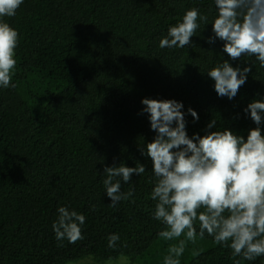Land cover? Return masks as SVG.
<instances>
[{"label": "trees", "instance_id": "trees-1", "mask_svg": "<svg viewBox=\"0 0 264 264\" xmlns=\"http://www.w3.org/2000/svg\"><path fill=\"white\" fill-rule=\"evenodd\" d=\"M207 15L192 44L161 49L159 41L189 9ZM217 11L214 0H24L4 19L19 33L12 83L0 87V264H71L90 259L106 264H163L170 244L158 237L151 159L139 148L151 142L142 98L184 104L186 130L204 135L210 120L247 138L256 127L243 109L264 99V68L255 57L232 61L223 42L208 44ZM229 60L252 64L247 82L229 100L218 97L207 72ZM193 108L199 121L187 114ZM264 130V125L261 126ZM146 166L121 182L133 196L109 206L105 166ZM85 216L84 239L58 246L52 229L58 207ZM197 231L199 230L198 224ZM119 234L116 249L107 237ZM183 239V237H181ZM203 249L193 259L192 250ZM181 264H264L233 258L205 234L189 243Z\"/></svg>", "mask_w": 264, "mask_h": 264}, {"label": "clouds", "instance_id": "clouds-1", "mask_svg": "<svg viewBox=\"0 0 264 264\" xmlns=\"http://www.w3.org/2000/svg\"><path fill=\"white\" fill-rule=\"evenodd\" d=\"M24 0H0V87H15L12 83L17 66L16 48L19 33L4 19L14 17ZM217 15L212 25L213 35L206 43L222 41V51L230 60L255 57L264 68V0H214ZM208 16L199 9L185 12L182 20L170 26L160 39L159 48H185L192 44L201 24L208 25ZM252 64L233 67L229 60L211 68L208 78L214 81L218 97L234 99L245 85ZM139 114H147L150 130L156 133L141 155L151 159L155 186L150 194L156 201L153 219L164 227L158 237L170 244L163 264H181V257L189 243L195 245L205 238H213L215 245L228 248L233 258L254 261L264 256V99H253L243 109L256 127L249 129L247 138L228 128H217L210 120L204 135L186 130L184 104L175 99L142 98ZM187 114L193 122L198 113L191 107ZM146 171L144 164L128 167L122 164L105 166L103 185L115 208L120 201L129 200L133 190L121 191V182L129 183L133 174ZM58 219L52 229L58 246L83 240L81 226L85 216L67 207H58ZM199 230L197 231V225ZM183 237V239H181ZM119 234L107 237L108 247L116 249ZM203 249L194 248L192 258ZM235 264H241L236 260Z\"/></svg>", "mask_w": 264, "mask_h": 264}, {"label": "rangeland", "instance_id": "rangeland-1", "mask_svg": "<svg viewBox=\"0 0 264 264\" xmlns=\"http://www.w3.org/2000/svg\"><path fill=\"white\" fill-rule=\"evenodd\" d=\"M124 263H127L126 259L124 257H121V258H118L117 260L115 261H109L108 263L106 264H124ZM71 264H93L91 262L90 259H87V258H84V259H81L75 263H71ZM133 264H138V263H133Z\"/></svg>", "mask_w": 264, "mask_h": 264}]
</instances>
